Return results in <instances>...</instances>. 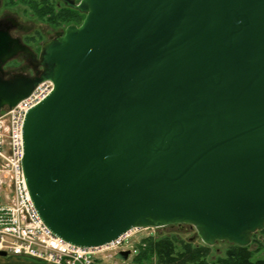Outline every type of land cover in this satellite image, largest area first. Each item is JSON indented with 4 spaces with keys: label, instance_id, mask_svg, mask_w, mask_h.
I'll list each match as a JSON object with an SVG mask.
<instances>
[{
    "label": "water",
    "instance_id": "water-1",
    "mask_svg": "<svg viewBox=\"0 0 264 264\" xmlns=\"http://www.w3.org/2000/svg\"><path fill=\"white\" fill-rule=\"evenodd\" d=\"M63 2L83 18L40 45V75L0 78V111L52 83L21 131L42 224L78 248L174 225L249 245L264 228V0ZM19 51L0 30V72Z\"/></svg>",
    "mask_w": 264,
    "mask_h": 264
},
{
    "label": "built area",
    "instance_id": "built-area-1",
    "mask_svg": "<svg viewBox=\"0 0 264 264\" xmlns=\"http://www.w3.org/2000/svg\"><path fill=\"white\" fill-rule=\"evenodd\" d=\"M52 90L49 80L0 113V252L49 264H93L123 249L130 232L98 248H78L63 242L42 224L26 191L20 161L22 123L26 112Z\"/></svg>",
    "mask_w": 264,
    "mask_h": 264
},
{
    "label": "trees",
    "instance_id": "trees-1",
    "mask_svg": "<svg viewBox=\"0 0 264 264\" xmlns=\"http://www.w3.org/2000/svg\"><path fill=\"white\" fill-rule=\"evenodd\" d=\"M14 4L12 0H7ZM26 3L38 19L47 16L52 25H66L78 23L83 15L71 9L54 10L47 0H40V4L34 0H17ZM7 2V3H8ZM17 3V2H16ZM227 243V242H226ZM255 245L253 251L250 246ZM260 249L264 250V228L251 235L250 244L238 247L227 243V249L222 257L213 262L208 261L210 247L206 245H193L190 240H180L175 236L161 238L146 237L142 239L137 247H134L132 264H264V259H253L254 253ZM131 256V251L128 257ZM127 257V258H128Z\"/></svg>",
    "mask_w": 264,
    "mask_h": 264
},
{
    "label": "rangeland",
    "instance_id": "rangeland-1",
    "mask_svg": "<svg viewBox=\"0 0 264 264\" xmlns=\"http://www.w3.org/2000/svg\"><path fill=\"white\" fill-rule=\"evenodd\" d=\"M47 3L53 8H56L55 4L59 3V0H47ZM3 15H9L10 18H14L18 24V28L11 31L12 36L17 37L30 48L32 46L39 48L41 43L53 37L56 31L63 32V29L66 27L60 24L52 25L48 22L47 16H44L42 19H38L26 3L15 2V4H9V2L7 3V0H0V16ZM80 22L81 20L78 23ZM0 165H4L3 160H0ZM149 236L153 238L175 236L180 240H190L193 245H202L195 230L188 225H182L180 229L178 227L166 226L162 228H148L136 231L132 230L128 235V238H126L123 242V249L131 251V256L122 261L116 259L114 255H110L107 259L102 255H98L93 259V264H132L131 260L132 255H134V247H137L142 239ZM209 247L210 252L207 260L213 262L216 258L224 255V252L227 249V243L216 242L214 245ZM254 248L255 245L250 246L251 251H253ZM253 259H264V250L260 249L258 252L254 253ZM152 263L156 264L154 261H152Z\"/></svg>",
    "mask_w": 264,
    "mask_h": 264
},
{
    "label": "flooded vegetation",
    "instance_id": "flooded-vegetation-1",
    "mask_svg": "<svg viewBox=\"0 0 264 264\" xmlns=\"http://www.w3.org/2000/svg\"><path fill=\"white\" fill-rule=\"evenodd\" d=\"M12 1L18 2L17 0L16 1L12 0ZM34 1L40 4V0H34ZM71 1L73 2V4H76L78 2V0H71ZM18 3H20V2H18ZM26 5H28V4H26ZM55 6H56V8L55 7L54 8L56 10L67 8V9L77 11L76 9H74V8L68 6L66 3H64L63 0H59V3L55 4ZM70 24H73V23H70ZM78 24L79 23L74 24V25H78ZM67 25H69V24H67ZM67 25H64V26H67ZM16 28H18V24L16 23L14 18H10L9 15L0 16V30L5 31L10 36V38H12L13 40H17V42L19 44H21L26 50V52L19 51L13 58L6 61L2 65L1 72H0V78L2 80H9L10 78H12L13 76H16V75L33 78V77H38L41 73V67L39 66L38 61H37L39 48H37L35 46H32L30 48L27 44H24L20 39L12 36L11 31L16 29ZM61 33H62V31H56L54 33V36L49 38L48 40L54 39L58 34H61ZM48 40H46V41H48ZM181 226L182 225H180V226L174 225V226H169V227H178L180 229Z\"/></svg>",
    "mask_w": 264,
    "mask_h": 264
},
{
    "label": "crops",
    "instance_id": "crops-1",
    "mask_svg": "<svg viewBox=\"0 0 264 264\" xmlns=\"http://www.w3.org/2000/svg\"><path fill=\"white\" fill-rule=\"evenodd\" d=\"M0 264H49L13 255L0 256Z\"/></svg>",
    "mask_w": 264,
    "mask_h": 264
}]
</instances>
